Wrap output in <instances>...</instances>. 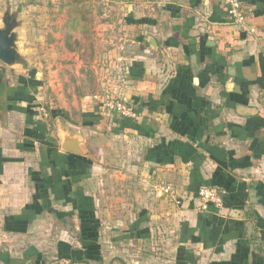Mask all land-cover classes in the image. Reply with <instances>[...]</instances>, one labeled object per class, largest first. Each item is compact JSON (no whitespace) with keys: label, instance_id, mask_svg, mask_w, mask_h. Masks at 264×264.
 <instances>
[{"label":"crops","instance_id":"crops-1","mask_svg":"<svg viewBox=\"0 0 264 264\" xmlns=\"http://www.w3.org/2000/svg\"><path fill=\"white\" fill-rule=\"evenodd\" d=\"M110 1L121 46L92 91L83 64L61 87L0 61V264H103L106 168L128 179L129 238L163 226L174 264H264V0H240L242 26L224 0ZM104 91L138 116L102 114ZM75 136L83 153L62 148ZM201 186L224 192L220 209H200Z\"/></svg>","mask_w":264,"mask_h":264},{"label":"rangeland","instance_id":"rangeland-1","mask_svg":"<svg viewBox=\"0 0 264 264\" xmlns=\"http://www.w3.org/2000/svg\"><path fill=\"white\" fill-rule=\"evenodd\" d=\"M60 1L0 0V26L1 16L8 8L19 24L16 28L17 45L24 58L26 72L37 70L44 80H49L51 75L56 76L59 78L57 84L62 87L68 78L78 77L76 70L83 64V73L88 76V85H84V88L85 91H92L94 87L89 74L94 70L93 66L98 64L104 53L121 46L122 36L117 32L120 28L117 6L110 0H89L87 5L92 14L90 39L84 41L82 47L74 46L75 51H70L64 44L69 31L63 25L65 9L61 8ZM72 35L78 37L77 33ZM71 85L69 89H72ZM105 172L108 175L105 186L109 192L105 190L104 197L100 199V210L106 222L102 225L100 240L103 264H174L175 238L168 227L152 226L150 236L145 239H132L124 233L132 218V198L126 189L128 179L123 177L116 181L112 177L115 174L112 168H106ZM135 205L139 206L137 203ZM116 218L122 225L114 227L112 222Z\"/></svg>","mask_w":264,"mask_h":264},{"label":"built area","instance_id":"built-area-1","mask_svg":"<svg viewBox=\"0 0 264 264\" xmlns=\"http://www.w3.org/2000/svg\"><path fill=\"white\" fill-rule=\"evenodd\" d=\"M225 10L229 21L236 25H243L246 16L241 7L240 0H224ZM252 29H250L251 31ZM96 107L102 114H117L123 118H136L138 113L133 104L113 92H100L92 95ZM260 102L264 108V90L260 94ZM156 190L171 199L175 198V191L168 183L156 184ZM224 192L216 187L201 186L198 189L199 207L206 210L208 206L220 209L223 206Z\"/></svg>","mask_w":264,"mask_h":264},{"label":"water","instance_id":"water-1","mask_svg":"<svg viewBox=\"0 0 264 264\" xmlns=\"http://www.w3.org/2000/svg\"><path fill=\"white\" fill-rule=\"evenodd\" d=\"M2 26H0V61L7 66H13L21 63L24 58L18 49V33L16 28L19 26L16 16H14L7 8L1 16ZM148 40L153 43V48L156 47L155 41L152 38ZM81 140L78 136L63 140L62 148L74 153H83L80 148Z\"/></svg>","mask_w":264,"mask_h":264},{"label":"trees","instance_id":"trees-1","mask_svg":"<svg viewBox=\"0 0 264 264\" xmlns=\"http://www.w3.org/2000/svg\"><path fill=\"white\" fill-rule=\"evenodd\" d=\"M89 0H61L60 6L65 9L63 25L69 31L64 40L65 47L75 51V47H82L84 41L90 39L92 14L87 5ZM72 33H77L74 37ZM75 46V47H74Z\"/></svg>","mask_w":264,"mask_h":264}]
</instances>
